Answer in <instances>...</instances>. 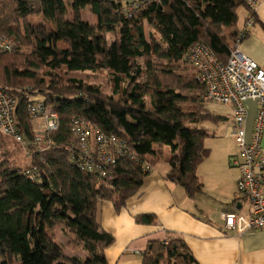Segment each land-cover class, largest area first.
Wrapping results in <instances>:
<instances>
[{
    "label": "trees",
    "instance_id": "1",
    "mask_svg": "<svg viewBox=\"0 0 264 264\" xmlns=\"http://www.w3.org/2000/svg\"><path fill=\"white\" fill-rule=\"evenodd\" d=\"M87 7L97 25L82 20L80 11ZM241 9L249 14L246 0H159L126 19L107 2L0 0V39L17 44L12 53L0 54V83L17 99V125L26 141L33 139L26 109L31 99L60 118L51 135L55 145L33 153L29 169L36 167V176L13 167L0 150V264H108L106 250L115 238L98 221L99 204L111 201L118 212L125 208L151 173L145 167H155L165 148L175 154L166 181L191 199L204 193L198 168L211 150L205 146L207 131L191 124L221 117L207 109L204 85L183 63L199 43L227 62ZM38 16L43 22L32 24ZM146 26L153 30L149 39ZM98 72L111 76L112 95L89 83ZM17 86L41 89L42 99ZM76 117L118 136L135 159L119 160L110 168L111 178L77 168L67 149L76 143L70 130ZM136 221L157 224L152 215ZM60 227L88 255L85 261L68 256L56 241ZM142 264L200 263L183 237L170 232L166 240L148 243Z\"/></svg>",
    "mask_w": 264,
    "mask_h": 264
},
{
    "label": "crops",
    "instance_id": "2",
    "mask_svg": "<svg viewBox=\"0 0 264 264\" xmlns=\"http://www.w3.org/2000/svg\"><path fill=\"white\" fill-rule=\"evenodd\" d=\"M242 10L244 18L239 20L237 30L244 28L248 16L247 10ZM232 30L227 29V33ZM240 49L264 69V0H257L256 23L250 28ZM206 107L210 113L221 117L217 122L206 124L218 126L229 122L230 125L218 128L215 133L219 136L216 148L207 147L211 154L198 168L204 193L191 199L180 186L166 181L169 161L175 154L165 148L161 160L145 178L138 194L128 200L125 208L118 212L111 201L99 204L98 221L115 238L114 244L106 250L108 264H142V253L148 243L166 240L170 232L183 237L200 264H264V231L238 235L224 229L221 212L246 214L249 202L238 197L241 173L232 163L238 153L232 136L233 109L211 103ZM245 109V128L250 141L259 104L255 100H248ZM191 126L203 127L206 131L209 129L203 123ZM261 144L264 147V126ZM140 215L154 216L157 224L149 226L137 223L136 218Z\"/></svg>",
    "mask_w": 264,
    "mask_h": 264
},
{
    "label": "built area",
    "instance_id": "3",
    "mask_svg": "<svg viewBox=\"0 0 264 264\" xmlns=\"http://www.w3.org/2000/svg\"><path fill=\"white\" fill-rule=\"evenodd\" d=\"M77 2L80 0H71ZM89 2H107L120 8L126 19H132L147 3L159 0H86ZM249 6L245 26L237 39L230 44L227 62L220 61L211 48L204 43L192 47L185 57L199 83L205 87V103L230 106L233 109L232 136L238 153L233 159V166L239 169L238 195L249 202L246 214L239 212H221L226 232L241 235L249 231H264V147L261 144L264 126V69L241 52V43L248 36L249 30L256 23L257 0H246ZM17 44L10 38L0 39V54L15 51ZM255 100L259 110L252 139H247L245 128V103ZM16 97L0 83V132L11 137L15 142L25 145L28 154L44 152L55 145L52 133L59 130V115L48 108L42 101L30 100L27 115L32 121H43V129L35 131L33 139L26 143L14 113ZM70 130L76 137V143L69 146L72 162L80 170L111 178L110 168L126 157L135 159L126 144L116 135H108L94 129L81 117H76ZM151 172L153 167H145ZM36 167L26 171L27 176H36Z\"/></svg>",
    "mask_w": 264,
    "mask_h": 264
},
{
    "label": "rangeland",
    "instance_id": "4",
    "mask_svg": "<svg viewBox=\"0 0 264 264\" xmlns=\"http://www.w3.org/2000/svg\"><path fill=\"white\" fill-rule=\"evenodd\" d=\"M80 13H81L82 20L84 22H88V23L97 25L98 18L91 13L89 7L82 9L80 11ZM239 16H240L239 20H243L244 11L242 9L239 12ZM30 22L34 25H37V24L42 23L43 19L41 16H38V17L31 18ZM145 29H146V36L149 39L150 34L153 33V30L149 26H146ZM1 37H3V36H1ZM5 37H7V36H5ZM109 37H110V39H113V36H109ZM156 38L159 39V36L156 35ZM24 49H28V48H24ZM183 66L187 69V71L189 73H194V71L192 69H190L188 64L183 63ZM89 83H93V84L99 86L103 93L108 94V95H112L113 82H112L111 76L108 73H106V72L95 73L94 75H92V77H90ZM15 89L27 90L28 95L31 97L33 96L32 98H39L40 97V99H42L41 96H39V94L41 95L43 92L41 91V89L36 88L34 86H27V87L26 86H17V87H15ZM203 125L207 126L209 128L207 131L206 138H205V146L216 148L215 144H217L216 141H217L219 136L216 135L215 133L217 132L218 128L224 127V126L230 125V124H229V122H226L223 124H219L218 126H214L212 124H206V123H203ZM31 128H32V131L34 134H35V131L42 130L43 129V121L40 119H38L36 121H31ZM189 128H191V127L189 126ZM31 139H28L26 141V143L28 144V142ZM0 150L2 153H5V159H7L13 167H19V168H22L24 170H27V169H29L30 165L32 164V159L34 156L33 153L28 154L27 149H25V145L15 142L11 137L6 136V135L2 134L1 132H0ZM170 152L168 151V154ZM54 238L64 248V250L68 256H70V257L78 256V257H80V259L82 261H85L87 259L88 255L83 250L75 247L72 243H70L71 237L67 236L65 234V232L61 229V227L56 228L54 230Z\"/></svg>",
    "mask_w": 264,
    "mask_h": 264
}]
</instances>
